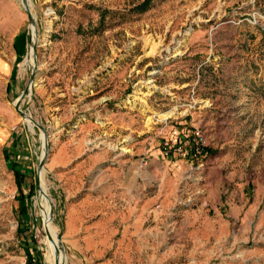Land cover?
I'll return each mask as SVG.
<instances>
[{"label": "rangeland", "instance_id": "374dc122", "mask_svg": "<svg viewBox=\"0 0 264 264\" xmlns=\"http://www.w3.org/2000/svg\"><path fill=\"white\" fill-rule=\"evenodd\" d=\"M28 3L0 0V264H264V0ZM189 120L204 156L164 158Z\"/></svg>", "mask_w": 264, "mask_h": 264}, {"label": "built area", "instance_id": "2783aa9c", "mask_svg": "<svg viewBox=\"0 0 264 264\" xmlns=\"http://www.w3.org/2000/svg\"><path fill=\"white\" fill-rule=\"evenodd\" d=\"M207 146L208 140L204 131L200 128H195L190 135L186 137L185 142L164 139L161 154L167 159L172 158L173 156L186 158L189 157V155L200 158L204 156ZM145 165H148L147 161L145 162ZM200 166L204 167L205 163H201ZM23 264H27V262H24Z\"/></svg>", "mask_w": 264, "mask_h": 264}, {"label": "crops", "instance_id": "0c3cea01", "mask_svg": "<svg viewBox=\"0 0 264 264\" xmlns=\"http://www.w3.org/2000/svg\"><path fill=\"white\" fill-rule=\"evenodd\" d=\"M186 127H179L177 129L176 132H174L175 134H183L185 132H190L189 128H195V125L193 124L192 120L189 121H185L184 122ZM182 138H184V136H182ZM122 182V181H121ZM121 186V184L119 185ZM113 195L110 196V198ZM115 198L116 200H123V192L119 191V193L117 192L115 194ZM244 198V196H243ZM120 203H122L120 201ZM122 207V205H121ZM119 213H122L123 210H116ZM121 211V212H120ZM134 212V211H131ZM86 224H83L82 227L78 226L77 224H72L70 223L68 225V229H67V238L71 244V247L73 249H82L85 246L87 248L92 247V241H94L95 237H93V235L91 233H93L94 230H96L95 226H90L88 227ZM85 247V248H86Z\"/></svg>", "mask_w": 264, "mask_h": 264}, {"label": "bare ground", "instance_id": "6f19581e", "mask_svg": "<svg viewBox=\"0 0 264 264\" xmlns=\"http://www.w3.org/2000/svg\"><path fill=\"white\" fill-rule=\"evenodd\" d=\"M20 4L22 6H24L22 4V0H19ZM25 7V6H24ZM34 28V25L32 26ZM27 62L29 65H33L34 62H35V59H34V53H33V47L30 48L29 50V54H28V58H27ZM29 124L31 121L25 119ZM43 138V136H42ZM42 176V183H41V186H40V190H41V200H40V204L42 206V213L44 215V221L48 223V229H49V242H46V244L51 247L52 245V238L55 237L57 241L60 240V237L56 236L53 232V229L51 228V226L49 225V221L52 220V212H53V208L51 206V203H50V206H49V211H48V217H47V214H46V211H45V199H46V186H45V183H44V175L41 174ZM51 202V201H50ZM47 260H48V263L49 264H58V261H57V258L56 256L52 253V251H48V254H47ZM63 260V259H62Z\"/></svg>", "mask_w": 264, "mask_h": 264}, {"label": "water", "instance_id": "95a60500", "mask_svg": "<svg viewBox=\"0 0 264 264\" xmlns=\"http://www.w3.org/2000/svg\"><path fill=\"white\" fill-rule=\"evenodd\" d=\"M22 2H23V5L25 6L26 11H27L28 14H29L30 20H31L32 22H34V17H33L32 13H31V11H30V7H29L28 0H22ZM33 53H34V55H36V48H35V47L33 48ZM28 91H29V89L25 90V91L23 92L22 96L18 99V101H17V103H16V109H17V111H19V113H21V115H22L25 119H27V120L33 122L35 125H38L35 121H33V119H32L31 117H29L26 113H24V112H22V111L20 110V101H21V99H22L24 96H26V95L28 94ZM38 126H39V125H38ZM39 127H40V126H39ZM40 128H41V130L43 131V133H45V132H44V129H43L42 127H40ZM42 139H43L44 147H45V150H46L44 157H46V156H47V153H48V151H49V148H48V142H47L46 135H43V138H42ZM43 161H44V158H43V160H42V162H41V166H43ZM61 252H62L61 249L58 248V250H57V255L59 256V255L61 254Z\"/></svg>", "mask_w": 264, "mask_h": 264}, {"label": "trees", "instance_id": "16d2710c", "mask_svg": "<svg viewBox=\"0 0 264 264\" xmlns=\"http://www.w3.org/2000/svg\"><path fill=\"white\" fill-rule=\"evenodd\" d=\"M16 168H18V167L15 166L14 174H15V176H16L17 185H18V188H19V190H20V189H22V185H23V183H24V182L26 181V179H27V175L23 174L21 171H19V170L16 169ZM31 196H32V195H31ZM46 203H47V199H46V201H45V204H46ZM21 213H22L23 215H26V209H25V208H22ZM29 263H30V264H33L34 261H30Z\"/></svg>", "mask_w": 264, "mask_h": 264}]
</instances>
